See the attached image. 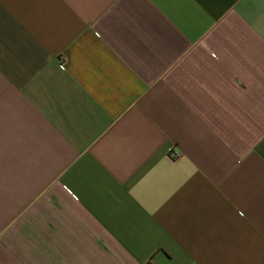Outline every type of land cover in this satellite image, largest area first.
Listing matches in <instances>:
<instances>
[{
	"label": "crops",
	"instance_id": "0c3cea01",
	"mask_svg": "<svg viewBox=\"0 0 264 264\" xmlns=\"http://www.w3.org/2000/svg\"><path fill=\"white\" fill-rule=\"evenodd\" d=\"M0 264H264V0H0Z\"/></svg>",
	"mask_w": 264,
	"mask_h": 264
},
{
	"label": "built area",
	"instance_id": "2783aa9c",
	"mask_svg": "<svg viewBox=\"0 0 264 264\" xmlns=\"http://www.w3.org/2000/svg\"><path fill=\"white\" fill-rule=\"evenodd\" d=\"M59 67H60V69H61V70H63V71H64V64H63V63H62V64H60V66H59ZM173 155H175V154H173ZM175 156H176V155H175Z\"/></svg>",
	"mask_w": 264,
	"mask_h": 264
}]
</instances>
